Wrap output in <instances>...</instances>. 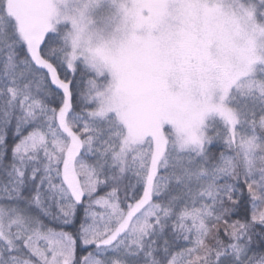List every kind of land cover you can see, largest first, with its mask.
I'll return each instance as SVG.
<instances>
[{"label": "snow or ice", "instance_id": "1", "mask_svg": "<svg viewBox=\"0 0 264 264\" xmlns=\"http://www.w3.org/2000/svg\"><path fill=\"white\" fill-rule=\"evenodd\" d=\"M0 264H264V0H0Z\"/></svg>", "mask_w": 264, "mask_h": 264}]
</instances>
